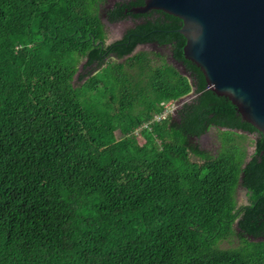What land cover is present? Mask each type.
Wrapping results in <instances>:
<instances>
[{
	"label": "trees",
	"instance_id": "1",
	"mask_svg": "<svg viewBox=\"0 0 264 264\" xmlns=\"http://www.w3.org/2000/svg\"><path fill=\"white\" fill-rule=\"evenodd\" d=\"M143 2L0 0V264H264V136L207 90L182 21ZM211 127L215 155L192 141Z\"/></svg>",
	"mask_w": 264,
	"mask_h": 264
},
{
	"label": "water",
	"instance_id": "2",
	"mask_svg": "<svg viewBox=\"0 0 264 264\" xmlns=\"http://www.w3.org/2000/svg\"><path fill=\"white\" fill-rule=\"evenodd\" d=\"M151 10L182 21L185 59L199 68L207 90L227 98L264 136V0H144L130 11Z\"/></svg>",
	"mask_w": 264,
	"mask_h": 264
},
{
	"label": "rangeland",
	"instance_id": "3",
	"mask_svg": "<svg viewBox=\"0 0 264 264\" xmlns=\"http://www.w3.org/2000/svg\"><path fill=\"white\" fill-rule=\"evenodd\" d=\"M107 3H105V5H103V7H107L109 4V0H106ZM103 7L101 8V11L103 9ZM105 22V21H104ZM107 26L105 27L106 30V36H107V40L106 43H111L117 39H119L123 32L125 31V29L127 27H129V23H127L126 21H122V22H117L114 24H106ZM138 52H147V53H156L158 54V57L156 56H151L152 58V63L153 65H161V64H170V65H174L177 70L179 71H183L182 66H178L174 61H173V56L171 55V53L169 52L168 49H156V48H151L149 46H141L138 47L135 50V53ZM193 95L189 96L185 101H188L189 99H192ZM177 105V104H176ZM176 108H178V106H176ZM171 116V115H170ZM140 130V128H138L137 130H134V133H137ZM221 133V132H220ZM220 133H216L217 135V142L212 143L215 146H219V141L221 142L220 139ZM137 138L139 140V142H143V139L139 136V134L137 133ZM214 141V139L212 140V142ZM242 145H244L246 152H251L253 151V143H252V137L246 135V138L242 141ZM220 150V147L217 148V150ZM238 201H243V198L241 197L240 200ZM239 246V239L238 238H231L230 240L227 241H223L219 244V247L221 249H229V248H234V247H238Z\"/></svg>",
	"mask_w": 264,
	"mask_h": 264
},
{
	"label": "flooded vegetation",
	"instance_id": "4",
	"mask_svg": "<svg viewBox=\"0 0 264 264\" xmlns=\"http://www.w3.org/2000/svg\"><path fill=\"white\" fill-rule=\"evenodd\" d=\"M118 1H122V0H109V4L106 7L107 10H111L113 8L115 2H118ZM126 22L130 24L129 26H131V24H132L131 20H126ZM111 24H114V23H111ZM146 46H149L151 48H155L156 47L155 45H146ZM146 46H144V47H146ZM158 49H162L163 50L165 48L158 47ZM169 52H170V50H169ZM171 116L173 118L177 117V112L174 111V113ZM223 131H226V129H224V128L223 129H216L215 127H211L204 135H202L199 138H193L192 141H193L194 145L195 146H199V148L203 152L215 155L219 151V149L217 150V148L220 147V149H221V147H222V140H221V142L219 141V146H215L212 143L217 142L216 133H220V132L222 133ZM213 139H214V141L212 142ZM220 139H221V137H220ZM255 150H256V147L253 144V151H252V153L248 152V156L253 154L255 152ZM194 158H196V157L194 156ZM236 195H237V201L240 200L241 197L243 198V201H238V206L239 207L243 206V205L244 206H248L249 205L248 196H247V189H244L243 187L239 186L238 189H237Z\"/></svg>",
	"mask_w": 264,
	"mask_h": 264
},
{
	"label": "built area",
	"instance_id": "5",
	"mask_svg": "<svg viewBox=\"0 0 264 264\" xmlns=\"http://www.w3.org/2000/svg\"><path fill=\"white\" fill-rule=\"evenodd\" d=\"M176 106L177 105L166 106L165 111L160 115L154 116V118L152 119V121L150 123H158V122H161L163 120H166L170 115H172L174 113V111L177 110ZM150 123L145 124L144 126H142V128H147L150 125Z\"/></svg>",
	"mask_w": 264,
	"mask_h": 264
}]
</instances>
